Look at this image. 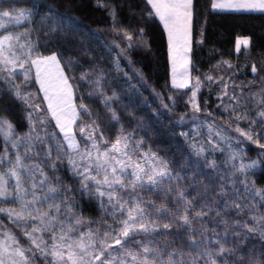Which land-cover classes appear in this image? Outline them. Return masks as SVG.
Listing matches in <instances>:
<instances>
[{"label": "snow or ice", "instance_id": "obj_1", "mask_svg": "<svg viewBox=\"0 0 264 264\" xmlns=\"http://www.w3.org/2000/svg\"><path fill=\"white\" fill-rule=\"evenodd\" d=\"M145 2L149 18H158L168 34L172 85L188 88L195 0ZM95 3L115 22L117 5L112 0ZM212 8L264 11V0H212ZM34 10L35 6L33 10L0 11V80L7 84L6 89L0 90V198L11 197L18 205V210L0 207V213L21 232L18 237L0 221V264H37L38 259L40 264H264V188L251 179L253 170L264 165V153L245 163L242 149L232 151L229 144L221 173L220 166L215 160L209 161L205 152L217 150L219 141L214 143L213 136L227 137L209 123L208 147H190L221 182L218 189H213L216 195L211 200L207 198V185H203L199 200L189 199L180 187L183 177L170 168L158 151L151 147L145 150V141L123 127L114 141L107 140L101 118L93 119L96 114L83 102L73 103V87L63 73L60 58L56 53L44 56L39 52L31 39L34 29L25 25L27 30L23 32L8 30L4 21L16 26L25 21L34 23ZM40 27L46 37H58L66 30L61 22L50 18L41 19ZM123 35L131 47L133 36L127 31ZM240 45L247 47L249 40L238 39V49ZM178 66L183 69L179 82ZM252 71L257 72L255 65ZM87 77L88 73H83L81 79ZM102 78L97 77L96 91L89 95H100L106 113H110L108 118L118 122L111 107V101L118 97L103 92ZM206 79L211 81L213 77ZM33 80L39 85L37 92L43 93L46 108L28 90ZM219 80L222 87L218 99L226 111L231 109L234 121L249 119L247 111L241 115L242 98L257 99V118L249 119L247 131L238 125L235 130L264 149L260 142L264 137V90L258 98L257 94L244 97L242 89L238 96L234 90L229 93L223 77ZM200 87L201 81L196 78L188 101L194 112L201 111L196 101ZM17 103L23 106L28 121V131L23 134L8 118ZM85 118L87 124L77 125L81 137L78 140L72 126ZM52 120L54 129H50ZM180 120L183 122L184 117ZM181 135L187 139V133ZM193 163L199 167L200 161ZM65 169L71 174L72 184L60 175ZM77 193L81 199L98 203L103 213L100 220L81 215ZM143 193H155L161 202L145 199ZM212 217L215 222L210 227ZM257 251L259 257L255 255Z\"/></svg>", "mask_w": 264, "mask_h": 264}, {"label": "trees", "instance_id": "obj_2", "mask_svg": "<svg viewBox=\"0 0 264 264\" xmlns=\"http://www.w3.org/2000/svg\"><path fill=\"white\" fill-rule=\"evenodd\" d=\"M112 2L117 5L115 22L105 9L96 6L95 0H0V11L33 10L35 6V22L29 24L25 21L16 30H27L25 25L34 29L31 39L36 42L39 52L44 56L52 53L58 55L73 87L75 104L83 102L96 114L93 119L97 116L101 118L100 126L105 138L114 141L121 127L126 132L134 133L138 139L145 141V150L151 147L153 151H158L169 162L170 168L179 172L183 177L180 187L185 190L189 199L199 200L203 185H207V198L211 200L216 195L213 189H218L221 181L213 169L204 166V159L193 155L190 147L191 144L208 147L209 123L215 124L216 130L222 131L223 136L227 137L220 139L213 136L214 143L219 141L217 150L205 152L209 161L215 160L220 166L221 173L225 170L223 162L230 151L229 144L232 151L242 149L241 158L245 163L258 159L264 153V149L235 130L238 125L247 131L249 119L257 118L256 113L260 110L257 99H241V115L247 111L249 119L239 121L230 117L231 109L226 111L218 99L222 87L220 77L228 83L230 94L234 90L239 96L242 89L244 97L257 94L258 98L264 90V13H217L211 10V0H195L190 54L191 81L192 85L196 78L201 81L197 95L201 111L194 112L188 103L191 88L179 89L170 85L166 35L158 20L149 18L146 11L149 6L145 0ZM48 18L52 22H61L66 30H62L58 37H46L40 21ZM140 29H143V35L140 34ZM123 31L133 36L131 47L130 42L124 38ZM239 37H247L249 45L237 50L236 40ZM253 65L257 68L255 73L252 71ZM83 73H88V77L81 79ZM101 75L103 92L107 96L115 93L118 97L111 101V107L119 117L118 122L108 118L110 113H106L100 95H89L96 91L94 82ZM207 76H212L213 79L209 81ZM6 88L7 84L0 80V90ZM30 88L42 102L41 107L45 108L34 80ZM225 102L227 103L226 97ZM193 116L199 119L194 120ZM181 117H184L183 122ZM8 118L16 125L18 133L27 131L28 121L22 105L17 103ZM87 123V118L77 120L74 130L76 136L77 125ZM54 125L52 120L50 129H54ZM256 131H260L258 125ZM181 133H187V139ZM260 142L264 143V137ZM2 144L0 137V147ZM198 159L199 167L193 163ZM253 171L251 179L255 180L258 187L264 188V165ZM60 175L66 183L72 184L71 174L66 169ZM143 195L145 199L155 200L157 204L161 202L155 193ZM76 199L79 201L77 210L81 215L91 220H100L103 213L97 202L81 199L78 193ZM14 205L11 197L0 198V207ZM172 206L169 204V207ZM0 221L18 237L21 236L20 229L11 224L5 214L0 213ZM214 222L215 217H212L209 226ZM92 227L95 228L96 225ZM21 242L27 244L23 239ZM256 248H260L259 243ZM248 254L251 255L252 252L249 251ZM255 255L259 257L260 252L257 251ZM37 264H40L39 259Z\"/></svg>", "mask_w": 264, "mask_h": 264}, {"label": "rangeland", "instance_id": "obj_3", "mask_svg": "<svg viewBox=\"0 0 264 264\" xmlns=\"http://www.w3.org/2000/svg\"><path fill=\"white\" fill-rule=\"evenodd\" d=\"M4 23L6 24V26L8 27V30L9 31H14V32H23V31H26V30H24V29H22L21 28V30H16V29H18L19 27H21L22 25H19V26H16V25H8L7 24V21H4ZM4 34H8V32H4ZM238 39H240V40H242V39H248L247 37H239V38H237V40ZM237 40H236V48H237ZM249 40V39H248ZM242 47H245L244 45H240V47H239V49L240 48H242ZM237 50H238V48H237ZM47 56V55H46ZM190 59H191V56H190ZM168 60H169V78H170V85L173 87V85H172V63H171V58H170V54H169V47H168ZM60 66H61V64H60ZM61 68H62V66H61ZM62 70H63V68H62ZM181 71H183V69L182 68H180L179 66L177 67V73H178V75H177V81L179 82L180 81V76H179V73L181 72ZM63 73H64V75L66 76V74H65V72H64V70H63ZM32 74H33V77H34V75H35V69L33 68L32 69ZM67 77V76H66ZM68 82H69V80H68ZM187 82H188V84H189V87L188 88H191V90H192V87H193V85H192V81H191V62L189 63V65H188V74H187ZM69 84H70V82H69ZM37 85V87L39 88V85L38 84H36ZM175 88V87H174ZM188 88H179V89H188ZM29 91H31V92H33L34 93V91H32L31 90V88H30V86H29V89H28ZM40 93V95H41V98H42V100H43V93L42 92H39ZM35 94V93H34ZM197 95H198V92H197ZM190 97H191V92H190ZM196 101H197V96H196ZM73 103H75L74 102V92H73ZM43 104H44V107L46 108V106H47V102L46 101H43ZM53 122H54V124H55V121L53 120ZM75 125L76 124H74L72 127H73V132H74V130H75ZM27 131H28V129H27ZM27 131H25V132H27ZM25 132H23V133H25ZM77 133H78V136H77V139L78 140H80L81 139V137H80V135H79V131L77 130L76 131ZM23 133H21V134H23ZM75 133V132H74ZM15 205L14 206H11V207H8V208H17V210H18V205L16 204V203H14ZM4 208V207H3ZM6 208V207H5Z\"/></svg>", "mask_w": 264, "mask_h": 264}, {"label": "crops", "instance_id": "obj_4", "mask_svg": "<svg viewBox=\"0 0 264 264\" xmlns=\"http://www.w3.org/2000/svg\"><path fill=\"white\" fill-rule=\"evenodd\" d=\"M217 2H223V0H217ZM210 7H211V10H212L213 12H217V13H235V14H236V13H264V11H260V10H255V11L239 10V11H237V10H231V9H213V8H212V0H211V6H210ZM156 19L158 20L159 24L161 25V27H162V29H163L165 35H166L167 46L169 47L167 31H166V29L164 28L162 22H161L158 18H156ZM192 29H193V20H192V25H191V34H192ZM191 42H192V37H191Z\"/></svg>", "mask_w": 264, "mask_h": 264}]
</instances>
